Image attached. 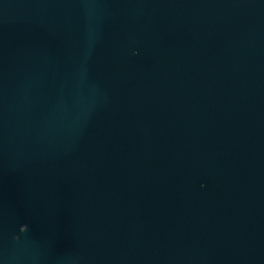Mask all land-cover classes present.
I'll return each instance as SVG.
<instances>
[{
  "label": "water",
  "instance_id": "obj_1",
  "mask_svg": "<svg viewBox=\"0 0 264 264\" xmlns=\"http://www.w3.org/2000/svg\"><path fill=\"white\" fill-rule=\"evenodd\" d=\"M0 264H264V0H0Z\"/></svg>",
  "mask_w": 264,
  "mask_h": 264
}]
</instances>
